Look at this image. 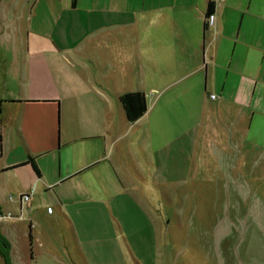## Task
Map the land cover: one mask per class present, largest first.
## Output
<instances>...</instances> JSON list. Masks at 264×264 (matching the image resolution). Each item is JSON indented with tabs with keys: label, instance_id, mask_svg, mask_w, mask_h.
Instances as JSON below:
<instances>
[{
	"label": "crops",
	"instance_id": "1",
	"mask_svg": "<svg viewBox=\"0 0 264 264\" xmlns=\"http://www.w3.org/2000/svg\"><path fill=\"white\" fill-rule=\"evenodd\" d=\"M210 1L211 24L205 18ZM248 9L245 0H34V35L21 73L27 88L6 99L0 172L30 169L33 186L54 191L57 218L84 264H155L159 254L153 218L144 216L142 226L124 220L119 234L106 206L121 227L118 206L128 197L112 160L121 137L117 117H125L120 95L142 91L144 116L160 92L180 85L184 101L214 115L222 110L230 117L236 108L232 120L239 122L237 110L249 101L244 82H258L261 68L254 61L258 13L241 32ZM236 17L241 21L234 31ZM148 81L160 88L144 89ZM29 156L40 176L25 163ZM44 157H51L47 166L56 165L49 175ZM30 199L19 196V208ZM9 258L13 264L11 249Z\"/></svg>",
	"mask_w": 264,
	"mask_h": 264
},
{
	"label": "rangeland",
	"instance_id": "2",
	"mask_svg": "<svg viewBox=\"0 0 264 264\" xmlns=\"http://www.w3.org/2000/svg\"><path fill=\"white\" fill-rule=\"evenodd\" d=\"M33 2L0 0V140L6 99L27 88L21 73L26 42L34 35ZM245 4L249 13L244 11L241 32L252 13L260 17L254 61L261 68L258 82H244L249 101L237 110L239 122L232 120L236 108L230 117L222 116V110L214 115L209 107L184 101L180 85L160 92L152 111L133 123L117 117L121 137L112 160L128 201L118 206L121 227L106 205L108 214L119 234L124 220L132 218L142 226L144 216L154 219L159 247L155 264H264V0ZM240 21L234 20V31ZM233 41H228L230 47ZM146 84L144 89L159 87ZM49 160H42L48 175L56 167L47 166ZM29 170L0 172V206L12 214L0 221V230L11 240L13 264H84L69 229L57 218L54 191L33 186ZM22 194L31 199L21 209ZM123 235L120 244L126 247ZM0 264H5L1 257Z\"/></svg>",
	"mask_w": 264,
	"mask_h": 264
},
{
	"label": "trees",
	"instance_id": "3",
	"mask_svg": "<svg viewBox=\"0 0 264 264\" xmlns=\"http://www.w3.org/2000/svg\"><path fill=\"white\" fill-rule=\"evenodd\" d=\"M213 3L210 1L206 12V17L212 15ZM206 28V24H205ZM120 103L125 113L127 121L134 122L140 118L146 111L145 94L142 91H130L125 92L119 97ZM25 163L32 166L33 171L37 176H40V170L35 162V159L31 156L27 158ZM10 248L11 244L9 240L2 234L0 230V257L3 259L5 264L10 263Z\"/></svg>",
	"mask_w": 264,
	"mask_h": 264
},
{
	"label": "built area",
	"instance_id": "4",
	"mask_svg": "<svg viewBox=\"0 0 264 264\" xmlns=\"http://www.w3.org/2000/svg\"><path fill=\"white\" fill-rule=\"evenodd\" d=\"M206 21L207 23H212L213 22V16L210 15L209 17L206 18ZM30 195L28 194H22L20 196V201H27L29 199ZM12 217V214L10 212H7V213H3V212H0V221H3L5 220L6 218H10Z\"/></svg>",
	"mask_w": 264,
	"mask_h": 264
}]
</instances>
